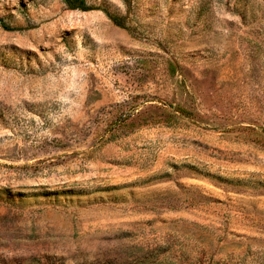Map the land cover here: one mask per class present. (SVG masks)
I'll use <instances>...</instances> for the list:
<instances>
[{
	"label": "rangeland",
	"instance_id": "374dc122",
	"mask_svg": "<svg viewBox=\"0 0 264 264\" xmlns=\"http://www.w3.org/2000/svg\"><path fill=\"white\" fill-rule=\"evenodd\" d=\"M86 2L0 0V264H264V0Z\"/></svg>",
	"mask_w": 264,
	"mask_h": 264
},
{
	"label": "trees",
	"instance_id": "16d2710c",
	"mask_svg": "<svg viewBox=\"0 0 264 264\" xmlns=\"http://www.w3.org/2000/svg\"><path fill=\"white\" fill-rule=\"evenodd\" d=\"M63 2L66 4V6L70 9H80V10H89V9H93L95 8V6L91 5V4H87L86 0H63ZM104 11L106 12V14L118 25H122L121 20L119 19V17L111 14L110 12H108L106 9H104ZM2 26L5 29H10V26L5 23L2 22L1 23Z\"/></svg>",
	"mask_w": 264,
	"mask_h": 264
}]
</instances>
